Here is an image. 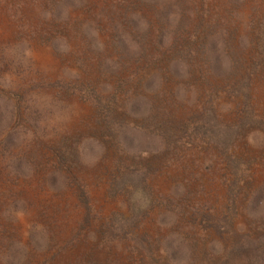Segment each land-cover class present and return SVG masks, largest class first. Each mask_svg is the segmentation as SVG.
Returning <instances> with one entry per match:
<instances>
[{
	"label": "rangeland",
	"instance_id": "obj_1",
	"mask_svg": "<svg viewBox=\"0 0 264 264\" xmlns=\"http://www.w3.org/2000/svg\"><path fill=\"white\" fill-rule=\"evenodd\" d=\"M0 264H264V0H0Z\"/></svg>",
	"mask_w": 264,
	"mask_h": 264
}]
</instances>
